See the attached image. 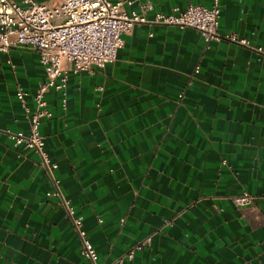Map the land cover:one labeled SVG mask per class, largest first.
Instances as JSON below:
<instances>
[{"label":"crops","instance_id":"obj_1","mask_svg":"<svg viewBox=\"0 0 264 264\" xmlns=\"http://www.w3.org/2000/svg\"><path fill=\"white\" fill-rule=\"evenodd\" d=\"M151 1L150 18L213 4ZM220 7V39L137 23L113 61L45 95L53 173L100 262L264 264V0ZM45 77L37 50H0V264H92L39 153L6 132L29 130L17 92L34 109ZM243 191L252 204L234 202Z\"/></svg>","mask_w":264,"mask_h":264},{"label":"built area","instance_id":"obj_2","mask_svg":"<svg viewBox=\"0 0 264 264\" xmlns=\"http://www.w3.org/2000/svg\"><path fill=\"white\" fill-rule=\"evenodd\" d=\"M135 1L0 0V50L8 51L12 46L37 50L46 74L33 96L34 109L27 104L26 92L22 89L17 92L29 120V130L11 131L7 128L6 132L16 144L23 142L39 153L40 163L55 184L47 194L57 196L66 209L81 239V253L92 264H122V258L117 263L99 261L98 251L83 225V218L75 214L71 200L58 185L53 173L57 163L50 158L45 148V136L40 129L42 117L50 114L46 107V93L52 88L64 87L71 72L104 67L113 61L123 44V34L137 23L161 22L182 28L191 26L198 29L207 42L222 37L218 30L220 0H213L211 6L191 2L185 8L175 7L167 13L157 12L153 18L148 16V10L153 7L151 0L140 1V9L132 6ZM224 36L248 43L247 37H238L234 33ZM254 198L255 195L248 191L233 196L237 205H250ZM147 240L146 237L133 245L127 255L132 257L137 250L143 249Z\"/></svg>","mask_w":264,"mask_h":264}]
</instances>
